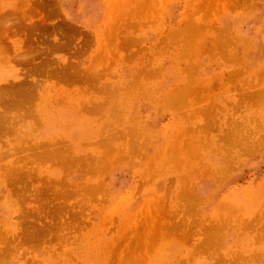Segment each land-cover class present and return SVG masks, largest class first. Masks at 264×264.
<instances>
[{
	"label": "rangeland",
	"instance_id": "374dc122",
	"mask_svg": "<svg viewBox=\"0 0 264 264\" xmlns=\"http://www.w3.org/2000/svg\"><path fill=\"white\" fill-rule=\"evenodd\" d=\"M0 264H264V0H0Z\"/></svg>",
	"mask_w": 264,
	"mask_h": 264
},
{
	"label": "bare ground",
	"instance_id": "6f19581e",
	"mask_svg": "<svg viewBox=\"0 0 264 264\" xmlns=\"http://www.w3.org/2000/svg\"><path fill=\"white\" fill-rule=\"evenodd\" d=\"M16 21V20H15Z\"/></svg>",
	"mask_w": 264,
	"mask_h": 264
}]
</instances>
